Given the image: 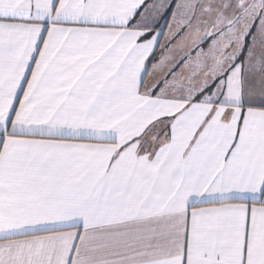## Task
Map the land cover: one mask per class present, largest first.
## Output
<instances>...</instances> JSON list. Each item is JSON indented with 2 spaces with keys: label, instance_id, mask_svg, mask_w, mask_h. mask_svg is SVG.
Wrapping results in <instances>:
<instances>
[{
  "label": "snow or ice",
  "instance_id": "6c2138e0",
  "mask_svg": "<svg viewBox=\"0 0 264 264\" xmlns=\"http://www.w3.org/2000/svg\"><path fill=\"white\" fill-rule=\"evenodd\" d=\"M0 264H264V0H0Z\"/></svg>",
  "mask_w": 264,
  "mask_h": 264
}]
</instances>
